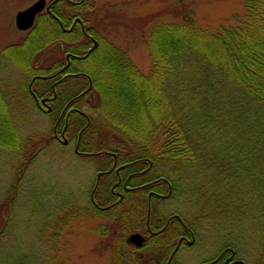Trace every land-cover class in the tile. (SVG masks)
<instances>
[{
    "label": "trees",
    "instance_id": "obj_1",
    "mask_svg": "<svg viewBox=\"0 0 264 264\" xmlns=\"http://www.w3.org/2000/svg\"><path fill=\"white\" fill-rule=\"evenodd\" d=\"M93 1L54 0L50 11L55 19L49 14H45L44 18L47 17L50 22H46L59 29L58 32L64 37H59L60 40L66 37L71 40L72 43L68 45L66 39L62 41L65 50L72 55H83L92 46L87 35L97 42L99 47L84 58L91 56L88 63L92 61L94 71L106 70L107 86L96 96L97 102L92 104L86 95L94 93L93 74L85 71L92 83L86 95L82 93L89 88L87 80L76 75L73 78L76 89L70 95L62 93L58 97L54 108L57 111L51 117H58L59 108L66 103H69L68 109H76L69 114V119L76 116L78 122L72 126L68 124L65 131L71 139L79 138L80 152L104 156V150L111 151L117 155V166L145 157L151 163L165 167V173L170 176L183 173L179 179L187 184L190 182L189 186L192 184L186 189L191 194L187 203L192 205L197 198L192 222H187L196 239L200 227L203 228L206 223L216 225L219 231L222 230L219 233L221 241L226 243L222 250L230 246L231 240L244 239L253 246H259L256 249L259 252L257 257L259 264H264V0H244L245 15L241 22L235 27L221 28L215 32L198 28L193 19L188 18L181 24L153 27L149 37L152 66L148 76H143L133 66L132 76L127 75L130 73V63L125 54L114 50L96 30L87 28L84 33L76 19H83L87 15ZM44 18H38L28 37ZM55 20H59L64 29H69L73 24L72 30L62 32ZM33 39L38 40V36L35 34ZM21 45L8 47L4 53L8 51L14 54L12 49L19 51ZM25 54L22 52L18 58L28 62L31 52L28 57ZM30 66L26 68L28 76H42L44 82H48L46 77L57 69V65L45 70ZM82 66L81 69L76 68L74 73L84 72ZM70 71H73V66L64 72ZM80 80H83L82 83L76 85ZM166 91L171 94L170 101L165 95ZM36 94L39 98L43 96L38 91ZM80 94L81 97L73 102L72 98ZM111 97L115 105L111 104ZM117 105L119 107L114 108ZM83 107L92 111L91 115L88 114L90 112H83ZM99 121H105L107 125L98 124ZM11 123L8 112L4 111L0 115V149L20 152V136ZM99 131H104L106 136L102 137ZM94 138L95 142L87 141ZM127 148L129 151L123 154ZM103 158L107 162L98 170H106L111 163V157ZM160 177L163 176L155 173L154 179ZM126 178L127 175L124 176ZM201 180L203 185L196 184ZM16 183L11 189L17 196L21 179L18 178ZM176 186L171 184L174 198L177 195ZM205 186L206 189L203 188ZM94 196L96 202L103 206L114 201L109 193L106 200L101 202L97 192ZM2 206L3 202L0 203V264H67L65 256L63 262L60 260L58 248L62 244L59 234L52 229L53 221L46 224L43 230L41 237L45 238L46 254L42 253L40 259L28 262L23 252H19L12 243L5 244L4 237L10 224L9 218L4 219L6 208ZM123 206L126 204L111 207L109 212H98L90 205L93 213L101 218L108 217L117 224L114 228L121 247L126 245L128 234L145 227L142 223L145 218L128 217L130 208ZM10 216L9 213L7 217ZM173 226L169 224L165 235L159 238L162 242L151 245L168 247L171 251L181 235L179 225ZM53 247L56 249L52 250ZM123 253L120 262L138 264L130 252ZM237 256L235 252L236 259ZM174 258L170 264H176ZM164 262L160 261V264Z\"/></svg>",
    "mask_w": 264,
    "mask_h": 264
},
{
    "label": "rangeland",
    "instance_id": "obj_2",
    "mask_svg": "<svg viewBox=\"0 0 264 264\" xmlns=\"http://www.w3.org/2000/svg\"><path fill=\"white\" fill-rule=\"evenodd\" d=\"M35 1L0 0V115L4 111L8 112L11 124L19 133L22 146L20 152L0 149V203L3 202L4 206L2 207L6 208L4 219L9 218L10 224L4 237L5 244L12 243L19 252H23L28 262H32L36 258L40 259L42 253L46 254L45 238L41 237L43 230H45L46 224L53 221L52 229L54 228L55 232L59 234L62 244L58 248L62 262V258L65 256L67 264H126L125 261L120 262L119 260H122L123 252H130L134 260H139L138 264H149L150 262L159 264L156 262L160 258L161 252L156 251L155 247L152 249L142 247L136 250L129 248L128 251L126 242V245L121 247L114 228L117 224L113 220H109L108 217L101 218L98 214L93 213L92 208L90 209L92 204L89 203L91 197L94 196L92 191L95 186L104 181L103 176L97 177L98 167L105 165L107 161L103 157L107 156L100 155L94 158V155L86 156L83 154L84 152H75L76 142L65 131L68 124L72 126L78 122L76 116L69 119V114L76 109L71 108L70 111L69 109L64 111L65 106H69V103L59 108L58 117L54 119L51 116L55 112L54 108L58 97L62 93L70 95L76 89L74 80L66 81L68 79L62 78L61 82L57 83L59 74L57 71L63 72L73 66V71L66 72L64 75L92 73L94 93L86 95V91L92 85L87 75L86 80L89 88L83 93L86 98L88 97L87 100L94 104L97 102L96 96L101 94L107 86L106 70L94 71L91 68L92 61L88 63L92 59L91 56L85 59L82 58L84 54L72 55L70 53L72 57L70 56L67 60L69 52L60 49L58 44L59 37H64L46 22V20L50 22L47 17L44 18L47 13L41 15L44 19L39 22L35 32L29 36L30 38L28 37L30 31L19 32L15 27V15ZM53 1L46 0L49 6ZM91 7L89 14L87 13L83 19L77 18L84 33L87 28L96 30L103 39L111 44L114 50L125 54L130 63L128 65L130 73L127 74L129 76H132L134 69L143 76L150 74L152 58L149 37L153 27L160 24L169 26V23L181 24L188 18L193 19L198 28L215 32L221 28L235 27L245 15L244 0H94ZM46 12L54 18L50 8ZM35 34L38 36V40L33 39ZM65 39L62 40H65L68 45L71 40L68 37ZM19 45L24 49L20 48L19 51L12 49L14 54L8 53V51L4 53L6 48ZM97 46L92 49L88 48L86 52L90 53ZM22 52H25L27 57L31 52L28 62L26 59L18 58ZM28 63L31 66L35 65L37 69L45 70L53 65H57V69L46 77V81H49L44 82L42 76H34L35 78L28 76L26 73ZM123 63L126 64V60ZM124 64L123 68H125ZM80 66L84 72L74 73L76 68L81 69ZM132 66L134 69H131ZM105 67L103 63V68ZM50 76L52 77L49 78ZM82 81H78L76 85ZM36 90L38 93H43L41 98L52 101V103L46 101L45 106H42L43 110L39 108V105L42 104ZM82 94L72 101L75 102ZM165 95L170 101L171 94L166 91ZM111 104L115 105V100L112 97ZM87 107H83L81 110L90 112L88 114L91 115L92 111H88ZM118 107L119 105L114 106V108ZM68 121L70 122L68 123ZM103 123L107 125L105 121L98 122L101 125ZM99 133L102 137L106 136L104 131H99ZM95 139L87 141L95 142ZM106 141L103 142L107 143L108 141ZM136 150L139 151L137 148ZM104 151L111 153L108 150ZM128 151V148L123 150V154H127ZM144 158L141 157V160H136V162L141 165ZM151 168L154 175L155 173L161 175L171 184L177 185L175 198L174 195H171L170 199H163V202L156 207L157 214L161 218H168L171 214H176L187 226V222H192V212L197 207L195 205L197 198L194 204L187 203L188 197L189 199L191 197L187 190L192 184L189 186L190 182L187 184L185 180L179 179L184 175L183 173L172 176L166 174L165 167H161L159 163H152ZM22 175L24 178H21ZM18 178L21 179V183L16 196L11 187L17 185ZM127 183L130 185L133 182ZM196 184L203 185L204 182L201 180ZM203 188L206 189V186ZM13 203L14 207L12 208ZM126 206L130 207V204H126ZM137 209H139L137 212L131 209L127 214L128 217L142 214L141 207L139 206ZM7 210L8 212H6ZM115 210L119 211V209ZM152 212L153 210H151ZM9 213L11 216L7 217ZM104 214L106 215V213ZM138 232L142 234L141 231ZM219 233H222V230L219 231L216 225L206 223L203 228L200 227L196 235L197 239L195 237L190 246H182L175 254V258L173 257L176 259V264H205V262L209 263L208 261L216 259L218 262L216 264H228L229 258L232 256L229 251L221 255L226 243L221 241ZM190 234L193 235L192 232ZM187 241H191V238ZM229 247L226 248L235 250L238 254L237 259L232 257L233 264L235 262L236 264L237 262L259 264L260 260L257 257L259 252H256L259 246H253L251 243L245 242L244 239H233ZM54 249L56 247H53L52 250ZM0 252L2 253V251Z\"/></svg>",
    "mask_w": 264,
    "mask_h": 264
},
{
    "label": "flooded vegetation",
    "instance_id": "obj_3",
    "mask_svg": "<svg viewBox=\"0 0 264 264\" xmlns=\"http://www.w3.org/2000/svg\"><path fill=\"white\" fill-rule=\"evenodd\" d=\"M48 13V12H44L43 14ZM49 14V13H48ZM55 19V18H54ZM57 24H59L61 31L68 33L72 30L73 28V24L72 26L65 30L64 27L62 26V23L57 20L56 21ZM56 31H58L59 29H57L55 27ZM90 41H91V45L90 49H92L94 47V44L97 42L92 39L91 37H89L88 35L86 36ZM60 45V49L65 50V44L62 40H59ZM68 53V52H67ZM89 52L87 51L84 56L82 58H84ZM71 56V54L69 53L67 55V60L68 58ZM72 57V56H71ZM70 62V61H68ZM59 74L57 76V78H61L59 81L57 79V83L61 82L62 78H64L66 81L69 80H73V78H75L76 75H80L79 77H84L85 79H87L86 75H81V74H66L64 75V71L59 72L57 71ZM61 74V75H60ZM64 75V76H63ZM71 77V78H67V77ZM52 76H50L49 78H51ZM64 81V80H63ZM77 97V96H76ZM54 98V97H53ZM75 97H73L72 99H74ZM43 98H41L42 100ZM52 103V101H49L47 99V103ZM42 104V103H41ZM42 106H45L44 104L39 105V108L41 110ZM68 106H65V110H68L67 108ZM71 109H69L70 111ZM75 110V109H74ZM57 111V110H55ZM63 111V109H62ZM75 152H80L78 151V138L76 140V148H75ZM81 153V152H80ZM86 156L87 155H91L88 153H83ZM99 154H95V156H98ZM104 156H109L111 157L110 165L106 168V170H99L97 177H104V181L100 184H98V186H95V189L92 191V195H95L94 192L96 190L97 194H98V198L101 201H105L106 199V195H108V193L113 197L114 201H112V203H109L105 206L100 205L96 202L95 197H91V201L90 204H92L91 206H93L94 210L100 212V211H109L111 209V207L116 208L118 205H122V204H130V209L129 212L131 211V209H133L135 212H137V208H139V206L142 209V214H138L135 216H140L141 218H145L143 225L145 226L141 231L142 234H140V232L136 231L138 234L141 235V237L144 240L143 243V247H148L150 249H152V245L155 242H162L161 239H159L160 237H162L163 235H165V233L167 232L168 228H169V224H173V228L177 227L179 225V232L181 235H179V237L176 239L173 248L171 249V251L168 250V247H155L156 251H160L161 252V256L158 259V261L156 263L160 264V261H165L164 264H170L171 260L173 259V257L175 256V254L180 250V248L182 246H190L192 244V240H195V236H193L191 233V231L188 229V227L185 225L184 221L180 218V216L176 215V214H171L168 218H161L159 216V214H157V210L156 207L159 203L163 202V199H170L171 197V183L165 179L164 177H160L157 179H154V174L152 172V163L151 161H149L148 159H144L142 160V163L140 165V163H137L136 161L133 163H125V164H121L119 166H117L116 160H117V155L115 153H108V152H104ZM144 165V166H142ZM141 166V167H139ZM131 169H133L134 171L129 172ZM127 175V178L124 179V176ZM132 179H134V182L130 185H127V182H132ZM162 192V193H160ZM132 195V196H131ZM94 198V200H93ZM113 209V208H112ZM151 210H153V212L151 213ZM105 211V212H106ZM150 211V213H149ZM152 227L154 228V230L152 229ZM136 232H132V233H136ZM130 233V234H132ZM129 234V235H130ZM128 235V236H129ZM126 237V241L127 242V238ZM191 238V241H187V239ZM149 243V245L147 244ZM165 244V242H163ZM163 243H161V245H164ZM130 248H132L133 250H136L137 248L133 245H128ZM164 247V248H163ZM165 249V252H164ZM229 251L230 256H234V252L231 249H226L223 250L221 252L222 254H225L226 252ZM223 257V256H222ZM232 257L229 258L228 264H233V259ZM221 259V258H220ZM235 260V259H234ZM137 261V263H139V260H135ZM219 261V260H218ZM209 263L205 264H216L217 259L216 260H212L211 262L208 261ZM151 264H154L152 262H150ZM218 263V262H217ZM221 264V263H219ZM236 264V262H235ZM237 264H240V262H237Z\"/></svg>",
    "mask_w": 264,
    "mask_h": 264
},
{
    "label": "water",
    "instance_id": "obj_4",
    "mask_svg": "<svg viewBox=\"0 0 264 264\" xmlns=\"http://www.w3.org/2000/svg\"><path fill=\"white\" fill-rule=\"evenodd\" d=\"M45 5H46L45 0H37L29 7L25 8L22 11L17 12V14L15 15L16 29L19 31H26L30 29L33 25L35 17L43 11ZM46 10H48V7H46ZM76 21H78V19H76ZM46 101L47 99H42V104H45ZM128 242L139 248L143 245L144 240L140 234L134 233L128 237ZM241 264L243 263L241 262Z\"/></svg>",
    "mask_w": 264,
    "mask_h": 264
},
{
    "label": "bare ground",
    "instance_id": "obj_5",
    "mask_svg": "<svg viewBox=\"0 0 264 264\" xmlns=\"http://www.w3.org/2000/svg\"><path fill=\"white\" fill-rule=\"evenodd\" d=\"M60 75H61V74H60ZM58 79L60 80L61 78H58ZM58 85H59V84H58ZM58 85H57V86H58Z\"/></svg>",
    "mask_w": 264,
    "mask_h": 264
}]
</instances>
